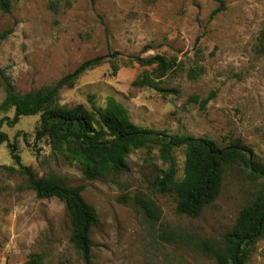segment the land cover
Returning a JSON list of instances; mask_svg holds the SVG:
<instances>
[{
	"label": "rangeland",
	"instance_id": "rangeland-1",
	"mask_svg": "<svg viewBox=\"0 0 264 264\" xmlns=\"http://www.w3.org/2000/svg\"><path fill=\"white\" fill-rule=\"evenodd\" d=\"M12 0L0 10V66L17 91L55 85L83 63L104 57L73 88L61 91L60 103L105 106L113 97L131 120L146 129L216 141L235 139L252 149L264 165V55L257 52L264 32V0ZM56 7L53 8L51 3ZM162 55L178 67L161 82L165 92L132 86L144 72L135 57ZM116 68V70H115ZM195 71L197 78L190 73ZM211 97L205 108L190 102ZM5 90L0 79V104ZM14 111H0V121ZM39 116L22 117L0 131L9 141L0 146V264H24L44 255L46 264H87L70 242V215L64 202L40 199L17 171L8 144L18 147L24 165L39 177L53 174L67 185L85 187L98 224L92 230L90 264H215L194 244L221 242L243 207L264 191V176L253 180L240 163L228 168L221 195L197 218L180 215L170 194L152 184L168 168L155 148L133 151L129 170L106 179L86 180L80 168L51 155L47 140L38 142ZM178 178L184 149H176ZM152 200L159 219L146 217L137 197ZM249 264H264L261 240Z\"/></svg>",
	"mask_w": 264,
	"mask_h": 264
},
{
	"label": "trees",
	"instance_id": "trees-1",
	"mask_svg": "<svg viewBox=\"0 0 264 264\" xmlns=\"http://www.w3.org/2000/svg\"><path fill=\"white\" fill-rule=\"evenodd\" d=\"M219 4L211 17L226 9L224 0H213ZM94 4V0H90ZM51 6L56 7L52 2ZM0 10L5 14L12 11V0H0ZM11 31L0 35L5 39ZM257 52L264 55V32L260 36ZM104 57L83 63L73 73L61 78L55 85L37 91L21 93L0 66V79L5 90V97L0 104V111H14L13 117H4L0 128L6 124L14 128L22 117L39 116L36 140L48 141L51 155L62 157L77 165L86 180L108 178L112 173L129 170L128 157L133 151L155 148L158 145L160 158L168 165L152 184L154 191L170 194L176 201V211L191 218L199 217L202 212L221 195L224 180L229 167L240 163L249 171L253 180L264 176V165L257 159L252 149L246 147L240 139H235L228 146L221 147L208 138L190 135L169 134L167 131H155L135 124L128 109L113 97H108L105 106H98L95 98L91 107L82 104L67 106L60 103L61 91L73 88L79 78L89 70L100 66ZM134 62L142 67H152L153 73L144 72L137 77L132 86L149 88L165 92L161 82L178 67L176 60H169L162 55L148 59L135 57ZM116 70V68H115ZM197 78L195 71L190 73ZM207 97L202 101L192 96L190 102L200 103L205 108L211 101ZM7 134L0 131V146L7 143ZM17 171L26 177V186L33 190L40 199H58L65 203L70 215V242L83 256L87 264L91 263L93 241L92 230L98 224V217L92 205L83 196V185H67L55 175L39 177L31 167L24 165L18 147L8 144ZM184 149L185 163L182 178H178V166L174 156L176 149ZM146 217L159 219L158 208L152 200L137 197ZM264 240V191L248 205L243 207L232 229L221 242L199 239L195 245L203 253L214 259L215 264H249L258 243ZM24 264H46L42 254L34 253Z\"/></svg>",
	"mask_w": 264,
	"mask_h": 264
}]
</instances>
